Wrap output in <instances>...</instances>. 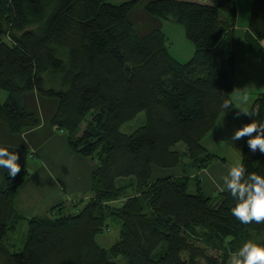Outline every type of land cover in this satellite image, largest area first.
<instances>
[{
  "label": "trees",
  "instance_id": "16d2710c",
  "mask_svg": "<svg viewBox=\"0 0 264 264\" xmlns=\"http://www.w3.org/2000/svg\"><path fill=\"white\" fill-rule=\"evenodd\" d=\"M110 1L0 0V90L6 92L0 122L22 134L40 122L22 107L23 95L53 98L51 125L65 134L72 153L96 163L91 198L67 216L63 203L45 216H18L13 195L27 170L5 173L0 264H227L252 234L264 236V222L240 223L226 190L212 198L197 186L189 194L186 174H152L176 167L183 156L197 170L213 158L201 140L233 106L235 0L146 2L147 14L183 27L194 47L185 63L171 57L162 30L135 34L128 15L140 0ZM243 40L251 51L264 41V0H251ZM141 112L142 126L131 134L119 131ZM251 121L264 124V91L239 127ZM240 139L241 163L264 175V154L252 153L247 137ZM119 178L133 179L117 186ZM23 220L22 248L13 253L4 244ZM107 221L119 237L103 248L96 238Z\"/></svg>",
  "mask_w": 264,
  "mask_h": 264
},
{
  "label": "rangeland",
  "instance_id": "374dc122",
  "mask_svg": "<svg viewBox=\"0 0 264 264\" xmlns=\"http://www.w3.org/2000/svg\"><path fill=\"white\" fill-rule=\"evenodd\" d=\"M126 1L130 0H111L110 2L112 4H120ZM147 1L148 0H140L128 15L135 34L138 37H144L154 30H162L167 39V46L169 48L168 52L171 57L173 59L176 58L175 60L179 63L187 62L193 55L194 47L192 43L185 37L183 27L176 22L164 21L158 17L147 14L145 12V5ZM235 4L236 17L233 22L235 29V40L237 39V87L236 90L231 94V98L235 103V107L238 109L237 112H239V110H243L249 102V105L251 106V102L254 100V98L263 91L258 89L259 85H256V81H254V79L249 80L254 75L251 73L253 70L248 71L250 68L248 57L246 56L248 48L243 40L245 27L248 23L251 0H235ZM221 16L226 17L225 15ZM253 61H255L254 58L252 62ZM254 64L258 65L257 63ZM258 78L260 77H256L257 81ZM5 98L6 92L0 90V103H2ZM237 120H239V117H236L235 114L229 118H223V120L218 119L213 129L201 140V145L207 150L209 155L213 156L206 168L197 170L196 168L191 167V165H189V160L183 156L179 165L174 168L154 169L152 177H178L186 174V176L189 178L187 188V192L189 194H195L196 187L199 186L205 196L215 198L218 192L223 191L222 176L227 174L228 169L232 165L236 164L237 162H241V139L236 141L230 139L233 132L239 128L237 127ZM144 121L145 114L144 112H141L133 120L121 125L119 131L124 134H131L135 129L142 126ZM0 140L4 139L0 137ZM12 145L14 152L18 151L19 158L17 163L29 171L30 166L33 165L32 162H36L37 160L36 155L32 154L31 149H29V147L26 148L20 143V141L14 142ZM16 147L17 151L14 149ZM175 149L179 152L184 151L182 144H178ZM132 179L133 178H119L116 180V185L121 186L123 184H127ZM199 183H202V187ZM83 198V196L78 195L76 198L73 197V199H69L65 204V209L63 210L64 216L74 214L77 209H81V199ZM84 200L86 199H83V201ZM106 224H108V228L104 227L103 232L96 238L97 244L103 248L110 247L118 240L119 237L118 227H116L110 221H107ZM25 227L26 224L20 222L16 232L10 233L9 239H7L8 241H6L4 245L8 247L11 252L18 253L21 250L22 242L25 236ZM247 240H252L258 244H264L263 235L257 236L252 234L250 239ZM237 249H235L234 252ZM208 254L211 256H218V254L221 255L222 252L220 250L219 252L208 251ZM231 256L232 254L230 255L227 264H230ZM117 262L121 264V260H118ZM200 264L203 263L201 262Z\"/></svg>",
  "mask_w": 264,
  "mask_h": 264
},
{
  "label": "crops",
  "instance_id": "0c3cea01",
  "mask_svg": "<svg viewBox=\"0 0 264 264\" xmlns=\"http://www.w3.org/2000/svg\"><path fill=\"white\" fill-rule=\"evenodd\" d=\"M236 40L235 62L237 60ZM246 54L250 65L248 71L253 70L251 73L254 75L249 80L254 79L256 85H259L258 89L264 91V41H261L258 50L248 49ZM253 58L255 61L252 62ZM236 76L233 92L237 87ZM257 76L260 77L258 81ZM249 103L243 110H239L241 114L237 120V127L244 120L248 108H250ZM22 107L27 112L35 113L38 116L40 122L37 127L15 135L10 133L8 128L0 122V137L4 139L0 140L1 146L14 152L12 144L20 141L26 148L29 147L32 154L37 157L36 162H32L33 165L27 171L22 184L14 192L13 209L16 214L23 219L41 217L48 214L49 210L56 205L66 204L69 199L76 198L78 195L83 196V199L86 200L91 198V175L96 163L89 157L72 153L67 146L65 134L51 125L50 119L56 110L57 101L52 98H43L32 92L23 95ZM237 110L233 102L232 108L223 112L218 119L229 118L235 112L237 113ZM14 149L17 151V147ZM6 172L7 169H0V191L5 188L4 175ZM199 184L202 187V183ZM21 223H25V220Z\"/></svg>",
  "mask_w": 264,
  "mask_h": 264
},
{
  "label": "clouds",
  "instance_id": "9594fccd",
  "mask_svg": "<svg viewBox=\"0 0 264 264\" xmlns=\"http://www.w3.org/2000/svg\"><path fill=\"white\" fill-rule=\"evenodd\" d=\"M224 107L227 108L228 104ZM240 114L237 112L235 116L239 117ZM242 137H247L246 145L252 153L259 150L264 154V124L251 121L237 128L230 139L236 141ZM18 158V153L0 146V169H7L10 177H15L20 171ZM222 180L223 190L229 192L236 201L230 209L231 214L242 224L264 222V175L248 172L243 163L237 162L222 176ZM230 264H264V244L244 241L232 253Z\"/></svg>",
  "mask_w": 264,
  "mask_h": 264
}]
</instances>
